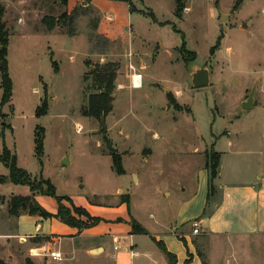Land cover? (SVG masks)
I'll use <instances>...</instances> for the list:
<instances>
[{"label": "rangeland", "instance_id": "rangeland-1", "mask_svg": "<svg viewBox=\"0 0 264 264\" xmlns=\"http://www.w3.org/2000/svg\"><path fill=\"white\" fill-rule=\"evenodd\" d=\"M84 1L0 0L10 34L0 59V153L6 144L20 167L71 199L65 205L72 202L101 221L122 213L119 205L129 198L125 209L148 230L160 228L156 215L166 227L193 237V222L210 216L219 188L264 173V0L240 6L237 0H184L181 17L176 0ZM64 12L70 17L53 30L42 22ZM203 64L210 83L195 87L192 72ZM110 65L116 77L108 88L97 75ZM3 73L13 87L5 104ZM134 73L142 75L139 88L131 86ZM255 84L254 106L245 109ZM101 91H109L113 103L105 129L100 118L84 113L90 96ZM45 99L48 113L37 116ZM39 125L46 129L43 166L35 153ZM214 144L221 160L217 194L208 199L204 168ZM111 148L122 156L123 174L113 168ZM8 172L0 162V174ZM29 190L0 185L1 216L12 195ZM8 218L1 219L0 230L34 229L28 217L18 227ZM141 237L152 243L149 235ZM175 238L183 244V237ZM7 239L0 238L1 259L37 264L41 253L32 247L42 238ZM193 242L205 264H264V233L201 231Z\"/></svg>", "mask_w": 264, "mask_h": 264}, {"label": "crops", "instance_id": "crops-1", "mask_svg": "<svg viewBox=\"0 0 264 264\" xmlns=\"http://www.w3.org/2000/svg\"><path fill=\"white\" fill-rule=\"evenodd\" d=\"M205 172L207 173L206 182L209 193V175L206 168H204ZM216 178L213 180V184ZM219 190H221L222 195L219 198H214L215 206L213 212L208 218L199 219L200 232L264 233V173L260 174L259 177L257 176L256 181L245 182L238 180L224 184ZM213 194H217V189H215ZM46 196L48 197V195L38 194L35 198L50 212L56 213L58 205L50 202L49 197L48 201H44L47 199ZM2 206L4 207V205ZM119 207L122 208V213L117 210L115 213H109L107 217L103 215L105 218L102 217L104 220L100 224L85 229L67 225L54 217L45 218L29 214L13 216L9 214L7 207L4 214L2 216L0 214V224L1 219L6 217L7 214L10 222L17 227L20 219L22 221L27 219L25 217L32 219L35 225L34 229L28 234L9 233L0 230V238L17 237L19 240L26 238V241L34 236L49 238L33 242V250L41 253V256L34 258L37 264H171L167 252L152 239V237H155L157 240L164 242L167 236L168 241L164 243L167 250L176 256V264H185L189 254H192L190 264H205L198 253L197 247L193 244V238L197 234L193 233V237L186 233L179 234L174 228L166 227L156 215H154L156 224L160 228L153 233L141 221H138L131 211L129 212L125 209L124 202ZM96 215L101 214L98 213ZM132 218L140 222L149 231L148 235L152 239L151 244L145 240L147 238L141 237L144 234L133 233ZM204 226H206V229L203 228ZM167 229H170V231L164 232ZM174 236L183 237L186 242L182 244L176 238L174 239ZM188 239H190L192 249L188 248ZM7 240L9 241V239ZM10 244L9 242L7 243L9 249L11 248ZM50 250L61 251L63 259L59 261L52 259L48 256V251Z\"/></svg>", "mask_w": 264, "mask_h": 264}, {"label": "trees", "instance_id": "trees-1", "mask_svg": "<svg viewBox=\"0 0 264 264\" xmlns=\"http://www.w3.org/2000/svg\"><path fill=\"white\" fill-rule=\"evenodd\" d=\"M64 4H67V0H62ZM88 2L90 0H87ZM244 0H237V6H240ZM177 3V16L181 17L184 9L185 3L184 0H176ZM5 6L0 4V59L5 60V56L7 55L8 46H9V32L6 27V22L4 21L5 16ZM153 18L154 14H152ZM70 16L67 15V12L61 14L57 18L52 15H45L42 19V22L46 26L48 30H53L57 25H60L67 21V18ZM178 31V30H177ZM182 36L184 38L182 47L183 52L186 49V41L185 34L182 32ZM220 41V40H219ZM214 51V48L213 50ZM56 61H54L55 65ZM100 84H107L108 88L113 85L116 74L115 69L112 65L104 68L100 74L97 75ZM2 88H3V98L2 103L5 104L10 101L12 97V80L9 77L8 73H3L2 75ZM172 98V94L170 95ZM49 105L47 100L45 99L41 106H39L37 110V116H43L48 113ZM113 109L112 97L110 96V92L104 93L101 91L98 94L91 95L89 98L88 107L84 110V113L101 118L103 115H108ZM46 137V129L45 127L39 125L35 130V153L39 163L43 166L44 161V140ZM110 155L113 159V168L118 174H123L125 172L123 164H122V156L117 153L114 149L111 148ZM220 153L215 150V144L211 150V152H206V164L205 167L208 171L209 175V193L208 199L215 192V187L213 184V180L217 177L218 172L217 168L220 165ZM0 162H2L9 170L7 175L0 174V185L6 183H13L15 185H27L30 188L31 194L29 195H12L7 201L8 204V212L13 216H20L22 214L29 215H39L45 218L55 217L62 221L63 223L77 227L79 229H85L94 225H97L101 218L91 216L90 213L83 207L76 206L72 202L70 206L64 204V201H71L70 198L65 196H58L56 194L55 186L51 183L50 180L41 177L37 179L32 176V174L18 165V157L15 153L12 152L11 149L8 148L6 144L3 146L2 153H0ZM48 195L53 196L57 199L59 206L57 213L53 214L46 210L40 203L36 200V195ZM124 202L129 205V198L125 199ZM133 233L136 234H149V231L140 224L136 219L132 218L131 220ZM41 238V237H39ZM47 240L49 238H42L43 240ZM153 240L156 241L158 246H160L170 259L171 264H176L177 258L174 254L170 253L165 243L162 240H157L155 237H152ZM184 242L185 239H183ZM192 261V254H189V258L186 260L185 264H189ZM0 264H14L5 262L0 258ZM30 264H33L30 262Z\"/></svg>", "mask_w": 264, "mask_h": 264}, {"label": "water", "instance_id": "water-1", "mask_svg": "<svg viewBox=\"0 0 264 264\" xmlns=\"http://www.w3.org/2000/svg\"><path fill=\"white\" fill-rule=\"evenodd\" d=\"M83 3L87 4L88 2L84 1ZM221 16H222L221 20H224L226 18V15L223 13L221 14ZM192 82H193V85L195 87H203V86L208 85L210 83V69L205 64H203L199 68H196L192 72ZM256 86H257V84H255L252 87L251 92H250L247 100H245L243 102V107L245 109H250V108H253V106H254V103H255V101H254L255 96L254 95L256 92ZM165 90L167 91L168 88ZM100 120H101L102 128L105 129L106 128L105 115L101 116Z\"/></svg>", "mask_w": 264, "mask_h": 264}, {"label": "built area", "instance_id": "built-area-1", "mask_svg": "<svg viewBox=\"0 0 264 264\" xmlns=\"http://www.w3.org/2000/svg\"><path fill=\"white\" fill-rule=\"evenodd\" d=\"M143 78L141 74L134 73L131 76V86L134 88H139L142 86ZM193 233L198 234L200 233V222L199 221H194L193 222ZM24 241H26V238H24ZM36 254V253H35ZM48 256H50L54 260H62L63 259V254L59 250H50L48 251Z\"/></svg>", "mask_w": 264, "mask_h": 264}]
</instances>
